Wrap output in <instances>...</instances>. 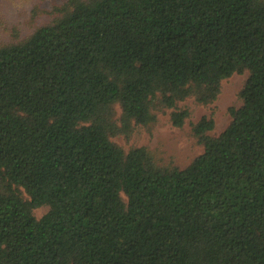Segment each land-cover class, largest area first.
I'll return each mask as SVG.
<instances>
[{"label": "trees", "instance_id": "obj_1", "mask_svg": "<svg viewBox=\"0 0 264 264\" xmlns=\"http://www.w3.org/2000/svg\"><path fill=\"white\" fill-rule=\"evenodd\" d=\"M54 8L0 42V264H264V0ZM244 71L229 124H192L186 166L112 140L155 110L181 127L180 101Z\"/></svg>", "mask_w": 264, "mask_h": 264}, {"label": "rangeland", "instance_id": "obj_2", "mask_svg": "<svg viewBox=\"0 0 264 264\" xmlns=\"http://www.w3.org/2000/svg\"><path fill=\"white\" fill-rule=\"evenodd\" d=\"M61 1L0 0V42L17 41L29 34L37 25L48 22L53 17L50 11ZM42 9H48V12ZM54 9L58 13L57 8ZM247 73V71L233 73L222 79L216 98L206 104L196 101L194 96L180 101L178 106L189 110V115L181 127L172 124L171 109L155 110L156 120L153 124L136 125L128 137L118 134L113 136L112 140L125 150L131 146H146L154 162L159 166L184 167L203 150V146L192 136V124L202 116H211L214 120L211 133L216 135L222 131L231 120L228 108L241 104L238 92ZM120 113L121 109L116 104L112 115L118 119ZM47 209V205H41L34 208L33 212L36 217H40Z\"/></svg>", "mask_w": 264, "mask_h": 264}]
</instances>
